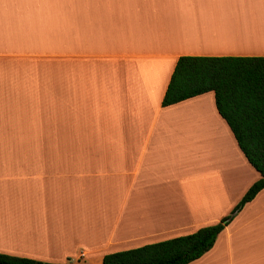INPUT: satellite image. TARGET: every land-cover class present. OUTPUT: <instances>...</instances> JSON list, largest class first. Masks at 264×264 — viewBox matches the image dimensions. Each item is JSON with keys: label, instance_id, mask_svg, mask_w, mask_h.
<instances>
[{"label": "crops", "instance_id": "1", "mask_svg": "<svg viewBox=\"0 0 264 264\" xmlns=\"http://www.w3.org/2000/svg\"><path fill=\"white\" fill-rule=\"evenodd\" d=\"M253 6L246 31L264 38V0H0V97L8 102L0 143L19 134L18 74L27 65L38 86L49 80L42 64L62 66L64 96L61 120L47 116L31 137H18L47 150L0 152V252L102 264L107 253L229 214L260 175L213 92L161 101L181 55L264 56L232 27ZM33 94L50 95L47 87ZM188 264H264V188Z\"/></svg>", "mask_w": 264, "mask_h": 264}, {"label": "trees", "instance_id": "2", "mask_svg": "<svg viewBox=\"0 0 264 264\" xmlns=\"http://www.w3.org/2000/svg\"><path fill=\"white\" fill-rule=\"evenodd\" d=\"M212 91L219 115L249 164L259 173L217 223L193 232L107 253L102 264H188L214 244L220 231L244 204L264 188V56L181 55L161 104L167 106ZM0 264H65L0 252Z\"/></svg>", "mask_w": 264, "mask_h": 264}, {"label": "rangeland", "instance_id": "3", "mask_svg": "<svg viewBox=\"0 0 264 264\" xmlns=\"http://www.w3.org/2000/svg\"><path fill=\"white\" fill-rule=\"evenodd\" d=\"M4 31L0 27V39L3 38ZM7 43V41L0 42V46H2L4 43ZM61 62L60 66H61ZM48 65L42 64L40 70L45 75V77H48L49 80L38 86L37 82H39L38 77L30 76L31 73L26 70L32 69L31 65H27L20 74H18V132L15 128L13 131V134L8 135V139H4L6 143H8L7 140H9V143H15V144H5L0 143V152H17V151H40V150H47V148H42V145L39 144H18V139H25V138H18V137H31L29 131L33 126H37L40 122H47V116L49 119V122L53 120V114L56 117V119L61 120L62 112L58 111L56 109H62L63 105V93L62 88L63 87V79H62V66L61 70L55 71L54 66H52V63ZM64 64V63H63ZM68 64L67 66H69ZM18 67H21V65H18ZM34 67V66H33ZM53 68V69H52ZM34 70V69H33ZM72 71L80 72V62L74 63L72 67ZM63 73V72H62ZM34 80H33V79ZM27 85V87H26ZM47 87V91H49L48 96H36L33 94L34 91H36L39 88H45ZM56 88H61L60 90H57ZM8 102L1 100L0 97V108L4 107ZM49 107H54L56 110L55 113L50 110ZM15 114V113H14ZM2 115V113H0ZM12 115V114H11ZM197 121H200L198 118L194 119ZM212 129V127L210 128ZM212 132V130L210 131ZM213 134V132L211 133ZM194 139V137H193ZM62 149V150H61ZM49 151H64V145L56 144V145H49L48 148ZM67 150H70L67 148ZM12 161L6 162L7 169H13V167L9 166V164ZM15 163H18V161H15ZM1 169V168H0ZM7 191L3 190L0 191V198L2 193H5ZM8 193V192H7ZM228 215V214H227Z\"/></svg>", "mask_w": 264, "mask_h": 264}, {"label": "bare ground", "instance_id": "4", "mask_svg": "<svg viewBox=\"0 0 264 264\" xmlns=\"http://www.w3.org/2000/svg\"><path fill=\"white\" fill-rule=\"evenodd\" d=\"M252 9V10H251ZM257 12V8L253 6L248 7V9L244 12V14H240L237 17L233 18V26L237 30V35L236 38L246 44H251L253 42L254 44H258V46L264 47V38L262 36V32H257L255 34H252L251 32H247L246 30L249 27L248 22L246 23V19L248 18L249 15H251L253 12ZM250 17V16H249ZM259 19V16H257ZM259 23L261 20H258ZM247 27V28H246Z\"/></svg>", "mask_w": 264, "mask_h": 264}]
</instances>
